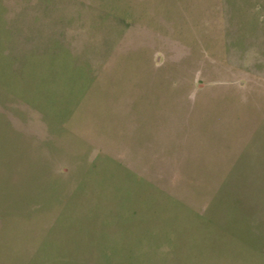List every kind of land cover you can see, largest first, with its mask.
<instances>
[{
	"label": "rangeland",
	"instance_id": "rangeland-1",
	"mask_svg": "<svg viewBox=\"0 0 264 264\" xmlns=\"http://www.w3.org/2000/svg\"><path fill=\"white\" fill-rule=\"evenodd\" d=\"M0 264H264V0H0Z\"/></svg>",
	"mask_w": 264,
	"mask_h": 264
}]
</instances>
